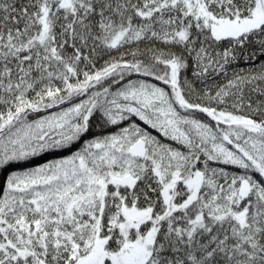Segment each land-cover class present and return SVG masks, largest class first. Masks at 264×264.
Segmentation results:
<instances>
[{
  "label": "snow or ice",
  "instance_id": "snow-or-ice-1",
  "mask_svg": "<svg viewBox=\"0 0 264 264\" xmlns=\"http://www.w3.org/2000/svg\"><path fill=\"white\" fill-rule=\"evenodd\" d=\"M0 264H264V0H0Z\"/></svg>",
  "mask_w": 264,
  "mask_h": 264
}]
</instances>
